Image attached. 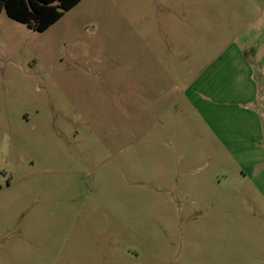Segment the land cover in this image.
Returning a JSON list of instances; mask_svg holds the SVG:
<instances>
[{
    "label": "rangeland",
    "instance_id": "374dc122",
    "mask_svg": "<svg viewBox=\"0 0 264 264\" xmlns=\"http://www.w3.org/2000/svg\"><path fill=\"white\" fill-rule=\"evenodd\" d=\"M0 264H264V0L0 13Z\"/></svg>",
    "mask_w": 264,
    "mask_h": 264
},
{
    "label": "trees",
    "instance_id": "16d2710c",
    "mask_svg": "<svg viewBox=\"0 0 264 264\" xmlns=\"http://www.w3.org/2000/svg\"><path fill=\"white\" fill-rule=\"evenodd\" d=\"M81 0H0V13L42 33L77 6Z\"/></svg>",
    "mask_w": 264,
    "mask_h": 264
}]
</instances>
